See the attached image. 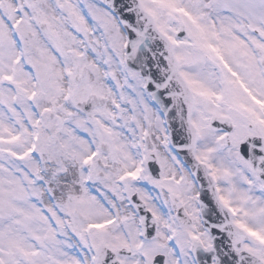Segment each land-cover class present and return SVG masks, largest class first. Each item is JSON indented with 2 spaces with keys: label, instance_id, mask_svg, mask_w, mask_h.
I'll return each mask as SVG.
<instances>
[{
  "label": "snow or ice",
  "instance_id": "1",
  "mask_svg": "<svg viewBox=\"0 0 264 264\" xmlns=\"http://www.w3.org/2000/svg\"><path fill=\"white\" fill-rule=\"evenodd\" d=\"M0 264H264V0H0Z\"/></svg>",
  "mask_w": 264,
  "mask_h": 264
}]
</instances>
